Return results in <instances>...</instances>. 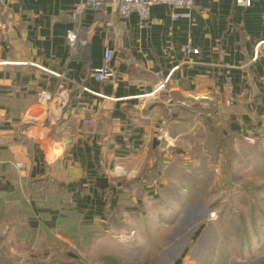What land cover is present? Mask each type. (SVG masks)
<instances>
[{"label": "crops", "instance_id": "crops-1", "mask_svg": "<svg viewBox=\"0 0 264 264\" xmlns=\"http://www.w3.org/2000/svg\"><path fill=\"white\" fill-rule=\"evenodd\" d=\"M8 1L0 241L21 257L127 264L133 244L182 217L204 146L264 126V0L155 4L147 24L111 8L75 14L76 0ZM106 46L115 75L97 82Z\"/></svg>", "mask_w": 264, "mask_h": 264}, {"label": "rangeland", "instance_id": "rangeland-1", "mask_svg": "<svg viewBox=\"0 0 264 264\" xmlns=\"http://www.w3.org/2000/svg\"><path fill=\"white\" fill-rule=\"evenodd\" d=\"M247 135L204 146L206 162L191 163V174L183 178L190 200L182 217L171 224L169 214L161 225L165 234L158 231L133 244L127 264H264V126ZM202 166L205 175L195 179ZM69 259L21 257L0 241V264H67ZM81 260L113 264L88 256Z\"/></svg>", "mask_w": 264, "mask_h": 264}, {"label": "built area", "instance_id": "built-area-1", "mask_svg": "<svg viewBox=\"0 0 264 264\" xmlns=\"http://www.w3.org/2000/svg\"><path fill=\"white\" fill-rule=\"evenodd\" d=\"M195 0H76L74 2V13L81 14L86 9L102 11L107 14V9L111 8L119 12L122 19L127 18L132 12H137L140 16L143 24H147L150 18L151 7L155 4H168L173 8H186L191 10L193 8ZM240 5H251L252 0H236ZM8 0H0V28L7 29L8 22L6 19V10L8 8ZM183 14L174 12L173 18H178ZM185 16H191L190 12L184 14ZM107 25H110V21H106ZM72 30L68 31V38L72 40ZM188 54H197L198 49L188 46L186 48ZM115 57V50L111 46H106L103 51V63L96 67L92 73V77L97 82H104L115 75V71L112 67V61ZM21 167L22 164H19ZM120 240H131L134 237V232L126 235H118ZM97 264H103L97 261Z\"/></svg>", "mask_w": 264, "mask_h": 264}, {"label": "trees", "instance_id": "trees-1", "mask_svg": "<svg viewBox=\"0 0 264 264\" xmlns=\"http://www.w3.org/2000/svg\"><path fill=\"white\" fill-rule=\"evenodd\" d=\"M115 220H111V222L113 223ZM115 225H116V223H115ZM119 226V224L117 223V225H116V227H118Z\"/></svg>", "mask_w": 264, "mask_h": 264}]
</instances>
